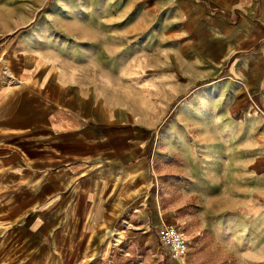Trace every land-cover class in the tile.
<instances>
[{
  "label": "crops",
  "instance_id": "crops-1",
  "mask_svg": "<svg viewBox=\"0 0 264 264\" xmlns=\"http://www.w3.org/2000/svg\"><path fill=\"white\" fill-rule=\"evenodd\" d=\"M126 1L120 30L94 37L71 68L36 60L19 40L1 47L6 57L13 44L22 68L0 70V264L100 263L119 230L148 246L153 227L173 222L155 168L171 126L114 82L136 73L149 36L186 42L208 73L222 67L224 93L200 104L218 102L219 113L189 111L204 141L187 166L202 203L199 248L231 259L189 264H264V0Z\"/></svg>",
  "mask_w": 264,
  "mask_h": 264
},
{
  "label": "rangeland",
  "instance_id": "rangeland-1",
  "mask_svg": "<svg viewBox=\"0 0 264 264\" xmlns=\"http://www.w3.org/2000/svg\"><path fill=\"white\" fill-rule=\"evenodd\" d=\"M125 2L127 1L0 0V70L4 71V66L8 72L22 68L21 55L14 54L13 44L9 45L8 54L4 57L3 48L12 39L19 40L21 47L31 52L36 60L68 68L75 66L76 62L82 61L83 53L93 51L94 37L120 30L122 24L119 23L123 20ZM156 27L153 25L152 31ZM101 45L108 44L104 42ZM187 49L189 47L186 42L172 39L161 41L149 36L147 55L131 62L136 73L114 76L120 98L124 95L130 106L135 101L138 105L142 103L154 106V110L161 109L164 119L159 126H171L167 137L161 140V151L155 157V168L162 185L164 213L174 219L172 223L164 224H174L187 237L189 252L183 259L185 264L195 259L201 262L209 258L231 259L230 255L219 250L210 252L199 248L203 232L197 228L200 220L196 218L202 210V203L201 198L190 191L192 185L187 166L188 151L198 148L204 141L200 139L202 135L200 136L198 129L189 125V111L195 108L197 114L219 113L221 107L218 102L215 107L213 103H208L205 107L200 104L202 99H219L221 93H224L220 73L222 67L220 60L213 61V67L208 73L205 71L208 65L198 60L193 61ZM86 61L90 64L89 60ZM89 64L83 65L90 66ZM197 93L201 95L196 98ZM173 115H177L178 120L168 123ZM207 127V138L210 139L215 136V132L210 124ZM189 216L192 224H189ZM194 223L196 230L193 229ZM151 230L155 234L149 231L144 237L148 239V246L145 240L141 242L140 236L135 235L134 231H130L128 236L122 232L123 229L119 230L121 234L116 236L117 245L113 256L94 264H181L169 257L158 240L157 228L153 227Z\"/></svg>",
  "mask_w": 264,
  "mask_h": 264
},
{
  "label": "built area",
  "instance_id": "built-area-1",
  "mask_svg": "<svg viewBox=\"0 0 264 264\" xmlns=\"http://www.w3.org/2000/svg\"><path fill=\"white\" fill-rule=\"evenodd\" d=\"M159 242L167 248L172 260L183 259L189 252L187 237L174 224H161L157 228Z\"/></svg>",
  "mask_w": 264,
  "mask_h": 264
},
{
  "label": "bare ground",
  "instance_id": "bare-ground-1",
  "mask_svg": "<svg viewBox=\"0 0 264 264\" xmlns=\"http://www.w3.org/2000/svg\"><path fill=\"white\" fill-rule=\"evenodd\" d=\"M166 250H167V248H165ZM184 259V258H183ZM183 259H176V260H173V261H181V260H183Z\"/></svg>",
  "mask_w": 264,
  "mask_h": 264
}]
</instances>
